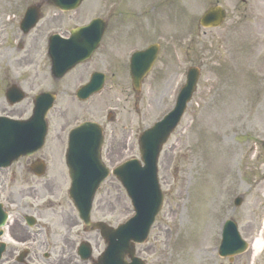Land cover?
<instances>
[{"label":"rangeland","instance_id":"obj_1","mask_svg":"<svg viewBox=\"0 0 264 264\" xmlns=\"http://www.w3.org/2000/svg\"><path fill=\"white\" fill-rule=\"evenodd\" d=\"M105 3L108 0H86L70 17L88 22L102 14ZM216 5L227 11L224 25L200 28L202 14ZM154 6V26L169 32L174 44L162 56L169 66V81L152 76L145 83L140 105L143 120L135 114L137 100L125 104L124 96L111 99L108 94L80 105L74 99L59 98L49 116L50 126L62 122L57 116L63 109H68L70 127L92 119L89 111L97 110L108 131L121 129L132 117L139 135L174 107L186 81L183 74L190 67L200 68L198 90L160 158L164 207L148 242L137 250L148 264H221L217 253L225 221L234 219L241 231L264 204V0H154ZM45 68L41 62L8 67L1 70L0 82L7 75L13 82L36 73L42 79ZM38 84L49 88L45 83H29V97L17 107L21 109L14 118L20 113L29 116L30 96L37 93ZM3 90L0 85V115H7L2 111L6 105ZM111 101L121 108L127 106V111H112L121 112L115 123L107 120L110 108L115 107ZM51 136L39 155L64 153L65 145L55 146ZM122 156L140 157L135 140ZM238 196L244 202L235 208ZM102 214L114 227L133 216L130 200L114 177L104 183L95 199L93 219Z\"/></svg>","mask_w":264,"mask_h":264},{"label":"flooded vegetation","instance_id":"obj_2","mask_svg":"<svg viewBox=\"0 0 264 264\" xmlns=\"http://www.w3.org/2000/svg\"><path fill=\"white\" fill-rule=\"evenodd\" d=\"M103 7L100 18L104 21L105 31L99 48L89 61L58 78L53 73L49 53L51 48L61 45V41L55 37L68 39L72 31L84 23V19L75 22L70 17L75 12H61L49 0H0V72L8 67L18 69L28 62L32 65L41 62L46 67L41 71L42 79L37 73L20 76V82H13L8 75L4 76L0 82L1 87L4 86L6 104L2 107L3 114L9 117L17 115V110L21 108L10 105L7 97L16 96L22 90L28 98L27 92L31 90L29 87L32 83L49 86L46 88L38 84L37 93L30 96L32 99L42 92H51L57 100H78V90L89 84L95 74H100L103 75L102 90L89 100L108 94L111 99L124 96L125 104L135 99L138 101L135 114L140 122L143 120L145 112L140 109L143 88L152 76L159 81H169V66L162 56L174 42H171L169 32L164 31L163 27L154 26V0H108ZM29 8H34L39 14V21L26 31V26H30L31 22L25 25V29L22 23ZM152 46L158 48L156 61L143 80L141 90L136 91L131 70L133 55ZM149 60V56H142L139 60L141 67L147 68ZM155 68L158 72L154 75ZM98 85L97 81L94 87ZM77 102L83 104L80 100ZM111 104L115 109L121 108L114 101ZM121 109L127 111V106ZM92 111L89 113L99 120L100 112ZM23 116L24 113H20L17 118ZM68 116V109L61 110L57 117L62 122L54 123L53 128L49 129L51 140L57 147H62L68 141L71 124ZM109 116L111 122L118 120V114ZM102 127L107 141L103 158L114 167L137 137L133 120L130 117V122L122 124L121 129L108 131L105 126ZM70 177L65 153L25 156L11 167L0 169V226L4 223V215H8L6 224L0 227V264H96L105 243L98 232L86 231L77 218L68 195ZM254 216L257 217L251 218L240 231L248 243V249L230 256V259L218 256L221 264H264V204ZM104 218L102 214L96 221H103ZM258 241H261L260 251L255 247Z\"/></svg>","mask_w":264,"mask_h":264},{"label":"water","instance_id":"obj_3","mask_svg":"<svg viewBox=\"0 0 264 264\" xmlns=\"http://www.w3.org/2000/svg\"><path fill=\"white\" fill-rule=\"evenodd\" d=\"M82 1L50 0L65 11L76 10ZM30 17L31 13H28L27 19ZM225 19L226 11L217 6L203 15L200 25L204 28H218ZM103 29L102 23L97 19L88 27L75 31L73 34L77 37L76 41L65 42L69 43L68 48L71 52L67 49L62 51L55 67L71 69L89 57L100 42ZM141 55L146 56L147 53ZM199 79V69L191 68L175 108L140 136L141 161L138 159L129 161L113 171V175L126 190L136 212L134 218L118 228L91 221L96 192L110 175L100 157L104 142L102 132L93 123H84L72 131L67 152L68 162L74 171V175L71 176L73 184L70 197L86 229L99 230L107 243V249L98 264H146L136 256V244H143L148 240L150 230L163 207L164 194L158 175V160L164 145L184 116L188 103L197 90ZM135 84L138 85V81H135ZM84 91L88 96L94 90L86 87L80 94ZM22 99L19 98L17 101ZM54 100L50 95L36 98L33 117L28 121L0 118V167H8L20 157L34 154L43 147L47 135L46 118L53 108ZM240 203L241 200H238L236 204ZM244 246L245 243L241 240L236 225L228 221L222 233L220 254L230 256V253L243 250ZM127 258L131 260L130 263L127 262Z\"/></svg>","mask_w":264,"mask_h":264},{"label":"bare ground","instance_id":"obj_4","mask_svg":"<svg viewBox=\"0 0 264 264\" xmlns=\"http://www.w3.org/2000/svg\"><path fill=\"white\" fill-rule=\"evenodd\" d=\"M255 247H256V249H259L261 247V241L256 242Z\"/></svg>","mask_w":264,"mask_h":264}]
</instances>
